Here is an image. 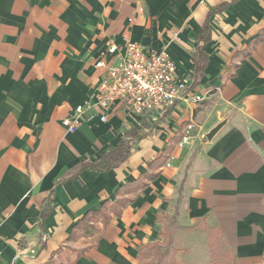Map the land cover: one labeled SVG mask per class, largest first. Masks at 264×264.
<instances>
[{
  "label": "crops",
  "instance_id": "crops-1",
  "mask_svg": "<svg viewBox=\"0 0 264 264\" xmlns=\"http://www.w3.org/2000/svg\"><path fill=\"white\" fill-rule=\"evenodd\" d=\"M128 41L167 51L203 100L163 119L115 103L105 123L91 107L67 133L96 102L102 53L116 45V65ZM124 141V162L91 169ZM142 178L119 216L75 229ZM171 217L191 229L174 246L207 230L233 264H264V0H0V264H141Z\"/></svg>",
  "mask_w": 264,
  "mask_h": 264
},
{
  "label": "built area",
  "instance_id": "built-area-1",
  "mask_svg": "<svg viewBox=\"0 0 264 264\" xmlns=\"http://www.w3.org/2000/svg\"><path fill=\"white\" fill-rule=\"evenodd\" d=\"M117 51L118 47L112 44L102 53L95 65L97 69L104 70L95 91L96 102L92 105L87 101L76 108L71 118L63 120L62 125L67 133L78 131L86 110L91 107L100 111V120L105 123L106 112L115 103L123 105L132 117L151 115L155 119H163L179 102L198 103L203 100L201 96L191 93L194 77L180 78L177 66L167 51L158 53L145 50L140 44L128 41L119 63H106V58L114 56ZM195 128L194 122L185 127L179 147L192 141Z\"/></svg>",
  "mask_w": 264,
  "mask_h": 264
},
{
  "label": "rangeland",
  "instance_id": "rangeland-1",
  "mask_svg": "<svg viewBox=\"0 0 264 264\" xmlns=\"http://www.w3.org/2000/svg\"><path fill=\"white\" fill-rule=\"evenodd\" d=\"M165 224L163 243L145 251L141 264H233L232 254L226 250L223 239L217 234L211 235L207 230L199 235L195 232L192 237L180 239L174 246V233L189 235L185 230L188 227H180L175 217L167 218ZM204 228L196 230L202 231ZM192 256L195 261H192Z\"/></svg>",
  "mask_w": 264,
  "mask_h": 264
},
{
  "label": "trees",
  "instance_id": "trees-1",
  "mask_svg": "<svg viewBox=\"0 0 264 264\" xmlns=\"http://www.w3.org/2000/svg\"><path fill=\"white\" fill-rule=\"evenodd\" d=\"M223 10H224L223 7H219L217 9L218 12L223 11ZM194 73H198L197 68H196V71H194ZM132 148H133L132 142L130 143L128 141H124L122 142V144H120L118 149L112 151L111 153L103 157L100 161L93 163L92 166L90 167L91 169L98 170L100 172L109 171L113 168H116L120 163L124 162L129 157ZM156 177H157L156 175L144 176V179L154 180ZM145 186H147V183L144 182L143 178L142 180H138L136 182L126 185L125 187L120 189V191L118 192L117 195L120 198H117L116 202L113 205H109L105 203L100 210L90 212V214L86 217V219L82 223L78 224L75 227V229L80 230V231L83 229V231L86 234H88V233H92L96 229L94 224L99 220H101L104 225H107L110 220L108 211L111 210L113 214H115L116 216H119L122 213L123 208L129 202L132 201V199L130 198L125 199L123 198V196L128 195L134 192V190H137L138 188H143ZM90 222L93 223L92 226H90L89 224ZM76 238H77V235L72 236V240ZM156 246H159V245H154V247ZM166 254H167V251H166Z\"/></svg>",
  "mask_w": 264,
  "mask_h": 264
},
{
  "label": "water",
  "instance_id": "water-1",
  "mask_svg": "<svg viewBox=\"0 0 264 264\" xmlns=\"http://www.w3.org/2000/svg\"><path fill=\"white\" fill-rule=\"evenodd\" d=\"M224 122L223 123H220L219 125H217L214 129H212L206 136V138L208 140H212L217 134L218 132L222 129V127L224 126Z\"/></svg>",
  "mask_w": 264,
  "mask_h": 264
}]
</instances>
